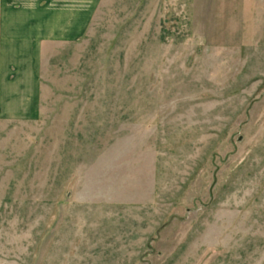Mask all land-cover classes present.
<instances>
[{
    "label": "rangeland",
    "instance_id": "1",
    "mask_svg": "<svg viewBox=\"0 0 264 264\" xmlns=\"http://www.w3.org/2000/svg\"><path fill=\"white\" fill-rule=\"evenodd\" d=\"M0 131V264H264V0H102Z\"/></svg>",
    "mask_w": 264,
    "mask_h": 264
},
{
    "label": "crops",
    "instance_id": "2",
    "mask_svg": "<svg viewBox=\"0 0 264 264\" xmlns=\"http://www.w3.org/2000/svg\"><path fill=\"white\" fill-rule=\"evenodd\" d=\"M102 0H0V131L33 124L55 50L83 41Z\"/></svg>",
    "mask_w": 264,
    "mask_h": 264
}]
</instances>
